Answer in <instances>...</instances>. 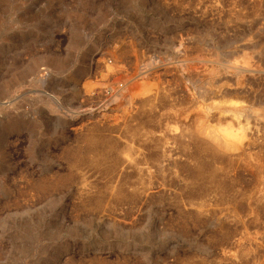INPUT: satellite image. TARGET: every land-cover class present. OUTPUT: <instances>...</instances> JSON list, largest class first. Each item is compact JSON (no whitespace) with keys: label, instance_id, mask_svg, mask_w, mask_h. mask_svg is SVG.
I'll return each mask as SVG.
<instances>
[{"label":"rangeland","instance_id":"1","mask_svg":"<svg viewBox=\"0 0 264 264\" xmlns=\"http://www.w3.org/2000/svg\"><path fill=\"white\" fill-rule=\"evenodd\" d=\"M0 264H264V0H0Z\"/></svg>","mask_w":264,"mask_h":264},{"label":"bare ground","instance_id":"2","mask_svg":"<svg viewBox=\"0 0 264 264\" xmlns=\"http://www.w3.org/2000/svg\"><path fill=\"white\" fill-rule=\"evenodd\" d=\"M215 135V134H214ZM213 138V137H212ZM213 140V139H212ZM219 140V139H218ZM225 143V142H224Z\"/></svg>","mask_w":264,"mask_h":264}]
</instances>
